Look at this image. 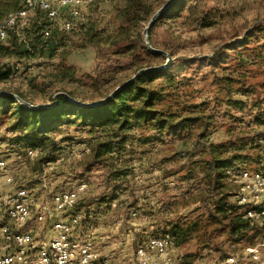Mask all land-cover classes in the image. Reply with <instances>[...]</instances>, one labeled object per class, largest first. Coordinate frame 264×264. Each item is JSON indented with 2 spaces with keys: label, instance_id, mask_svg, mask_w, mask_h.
Listing matches in <instances>:
<instances>
[{
  "label": "rangeland",
  "instance_id": "obj_1",
  "mask_svg": "<svg viewBox=\"0 0 264 264\" xmlns=\"http://www.w3.org/2000/svg\"><path fill=\"white\" fill-rule=\"evenodd\" d=\"M168 1L93 0L82 8L75 30L53 29L49 39L42 34L49 24L45 12L30 10L0 45L15 50L13 40H35L55 45L54 54L29 58L0 50V70H12L0 80V91L21 93L33 105L52 104L64 92L93 103L137 71L166 63L161 68L165 72L148 81L158 94L154 107L174 122L192 119L158 132L149 126L131 129L133 135L123 147L107 155L108 166L86 169L88 146L107 134L106 127L58 124L49 131L50 139L43 141L57 142L56 159L39 166L43 145L16 146L12 138L19 133L10 126L17 115L0 107V159H5L6 172L12 176L11 186L33 189L39 202H49L54 192L80 183L86 184V190L90 187L94 196L108 187L123 189L119 202L97 207L105 217L86 219L78 227L80 237L89 235L116 263L133 264L137 239L166 233L173 226L179 254L191 260L218 264L237 255L240 264H264V256L253 261L244 253L261 237L248 233L231 239L227 227L216 224L210 215L221 217L213 209L215 199H201L229 193L231 202L237 187L232 172L264 169V0H173L176 5L159 13L145 38L151 17ZM129 2L133 3L126 34L117 38L113 30ZM22 4L23 0H0V22ZM202 16L213 24L202 25ZM90 32L97 33L96 46L89 42ZM147 41L161 52L146 54L142 44L152 50ZM140 136L153 140L141 142ZM27 150L38 155L28 157ZM233 154L240 156L223 162ZM62 156L64 160L58 161ZM96 203L101 204H92ZM87 205L80 202L79 208L88 212ZM2 210L0 202V220ZM51 220L46 215L44 222L31 221L29 226L36 237H43L50 232ZM105 224L110 230L103 231Z\"/></svg>",
  "mask_w": 264,
  "mask_h": 264
},
{
  "label": "built area",
  "instance_id": "obj_2",
  "mask_svg": "<svg viewBox=\"0 0 264 264\" xmlns=\"http://www.w3.org/2000/svg\"><path fill=\"white\" fill-rule=\"evenodd\" d=\"M93 0H23L14 14H6L0 22V42L8 30L17 25L35 8L45 12L49 24L42 29L49 36L53 29L75 30L82 8ZM28 157H36V150H27ZM64 157L62 156V159ZM49 164V162H47ZM236 190L231 202L244 206L243 217L264 227V169H240L232 172ZM6 172L5 159L0 160V185L12 184ZM248 185V192H241ZM87 186L54 192L49 202H39L33 189L17 186L1 202L3 217L0 220V264H119L104 256L89 237H80L78 227L85 222V210L77 207ZM257 206V208H255ZM50 217V232L36 237L31 221L44 222ZM244 253L253 261L264 256V239L246 246ZM133 264H203L198 259L182 263L183 255L169 233L152 234L137 240ZM218 264H240V257L232 255Z\"/></svg>",
  "mask_w": 264,
  "mask_h": 264
},
{
  "label": "trees",
  "instance_id": "obj_3",
  "mask_svg": "<svg viewBox=\"0 0 264 264\" xmlns=\"http://www.w3.org/2000/svg\"><path fill=\"white\" fill-rule=\"evenodd\" d=\"M132 3L133 2H129L118 16V19L121 20L115 26V30H113V33L117 38H122L126 34L125 23L127 21L126 19L129 17L130 6ZM138 4L143 5L141 1H137V5ZM175 5L176 3L174 2L169 8L163 10V13H166ZM199 21L202 25L213 24V22H205L204 16L200 17ZM39 27L43 28V25L40 24ZM96 35L97 33L93 32L89 34L88 37L89 42L95 46L97 44ZM49 37L50 36H47L48 39ZM38 42L39 41L35 42V40H33L24 43L13 40L11 45H15V50H13L14 48L11 50L8 46L2 45H0V50H8L9 53H15L20 57L29 58L32 56H43L44 54L51 57L54 54L56 48L55 45H43L41 43L45 42ZM142 49L146 54H158L157 52H154L157 51L154 50L155 48H151L152 50H150V48L143 44ZM156 67L158 66L145 67L147 69L141 71L134 79L122 86L112 96L108 98H106L108 95L105 96L103 102L98 105H83L74 102L67 96L69 95L72 97L71 93L64 92L65 94H57L54 102L50 105L32 107L20 102L13 95L0 93L1 109L6 112V110L11 108L12 114L17 115L16 119L12 122L10 129L19 134L15 136V138H12V140L16 146L21 145V147H37L36 144L43 145L37 158V163L40 166L41 164L43 165V163L56 159L59 148L56 147L57 142L51 139L48 144H44L43 141L50 139V135H48L49 131L56 129L58 124L76 123L78 125L90 126L91 129H93V127H106L103 128V130H105L107 134H103L105 136L95 139V141L88 146L89 161L86 165V169H90L96 164L102 166L103 163L108 166L107 163L109 159L107 155L115 153L123 147L126 139L133 135L131 134V129L141 126H149L153 127L158 132L166 126H174L192 119L189 117L174 122L169 115L162 114L154 107L158 94L155 89L148 86V81L157 78L165 72V69ZM11 73L12 70L10 67H7L5 70H0V80L8 78ZM16 94L24 101H27L23 94ZM111 131L113 132V135H108V132ZM139 140L141 142H148L152 141L153 138L151 136H140ZM238 156H240V154H233L230 158H224L223 162ZM213 162H217L215 157L213 158ZM218 162L216 163L217 165H219ZM208 197H213L215 199V201L212 202L213 209L216 212L221 213V217L217 216L215 213L210 214L214 219L213 221L216 224L226 226L228 236L231 239L237 240L247 236L248 233H252L254 236L259 235L261 237L260 240L264 239V227L244 218V206L229 202V193L220 194L219 196L212 193L209 196H203L201 199L202 201H205ZM77 207H80V202ZM255 208H257V206H255ZM223 219H227L226 222ZM166 233L173 236L175 244L178 246L179 238H175L178 234L173 229V226ZM255 244L256 242L251 243V245ZM190 260V257L183 255L182 263H186Z\"/></svg>",
  "mask_w": 264,
  "mask_h": 264
},
{
  "label": "crops",
  "instance_id": "obj_4",
  "mask_svg": "<svg viewBox=\"0 0 264 264\" xmlns=\"http://www.w3.org/2000/svg\"><path fill=\"white\" fill-rule=\"evenodd\" d=\"M109 155H114L113 153L112 154H109ZM100 167H103V166H100ZM106 171V170H105ZM127 176V175H125ZM117 186H113L112 188L111 187H108L109 189L107 191H105L102 195L100 196H94L93 193H90L89 189L90 187L86 190L87 192L85 194H82L81 197L79 198V201L78 202H88L89 205H87V208L90 210H88V212L86 211V218H85V222H86V219H90V218H97L98 215H102V217H105V211L100 212L97 210V207L99 206L100 208L102 207V202H119L118 200V196H122L121 194H119V192L123 191V189H118L116 188ZM14 189V186H11L10 184H2L0 185V202H2L4 200V198L13 191ZM110 193V194H109ZM105 195V196H104ZM107 195H110V196H107ZM104 196V197H103ZM44 202L46 201L43 200ZM94 202H98V203H101V204H92ZM91 203V204H90ZM99 212V213H98ZM84 222V223H85ZM106 226H103V231L104 230H110V228H107L108 227V224H105ZM102 229V228H101ZM102 254L104 256H107V254H105L104 252H102Z\"/></svg>",
  "mask_w": 264,
  "mask_h": 264
},
{
  "label": "water",
  "instance_id": "obj_5",
  "mask_svg": "<svg viewBox=\"0 0 264 264\" xmlns=\"http://www.w3.org/2000/svg\"><path fill=\"white\" fill-rule=\"evenodd\" d=\"M172 1L173 0H170V1H168L166 4H164L159 10H157L155 13H154V15L151 17V19H150V21H149V23H148V26L144 29V36H145V38H148V29H149V27H150V25H151V23L155 20V18H157V16L159 15V13L160 12H162L167 6H169L171 3H172ZM147 44H148V41H147ZM149 45V44H148ZM149 47H151V45H149ZM152 48V47H151ZM154 49V48H153ZM154 50H157V51H160V50H158V49H154ZM166 66V63L165 64H163V65H161V66H158V67H156V68H162V67H165ZM145 69H147V68H143V69H141V70H139V71H137L136 73H135V75L134 76H132L129 80H127V81H125L124 83H122V84H120V85H118L111 93H109L108 94V96L106 97V98H108V97H110V96H112L114 93H116L122 86H124L126 83H128L129 81H131L132 79H134L141 71H143V70H145ZM0 93H2V94H10V95H13L14 97H16L20 102H22V103H24V104H26V105H28V106H32V107H37V106H46V105H43V104H37V105H33V104H31V103H29V102H27V101H24L23 99H21L16 93H12V92H4V91H0ZM65 94V93H64ZM67 95V94H66ZM68 97H69V99L70 100H72V101H74V102H77V103H80V104H83V105H98V104H100L101 102H103V100L104 99H102V100H100V101H98V102H93V103H89V102H81V101H78V100H76V99H74V98H72V97H70L69 95H67ZM47 105H50V104H47Z\"/></svg>",
  "mask_w": 264,
  "mask_h": 264
},
{
  "label": "bare ground",
  "instance_id": "obj_6",
  "mask_svg": "<svg viewBox=\"0 0 264 264\" xmlns=\"http://www.w3.org/2000/svg\"><path fill=\"white\" fill-rule=\"evenodd\" d=\"M8 14H14V12H11V13H8ZM78 186H86V184L85 183H80ZM241 192H248V185H241Z\"/></svg>",
  "mask_w": 264,
  "mask_h": 264
}]
</instances>
